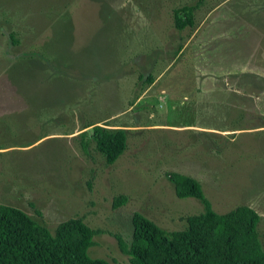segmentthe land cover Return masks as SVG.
Masks as SVG:
<instances>
[{"label": "rangeland", "instance_id": "rangeland-1", "mask_svg": "<svg viewBox=\"0 0 264 264\" xmlns=\"http://www.w3.org/2000/svg\"><path fill=\"white\" fill-rule=\"evenodd\" d=\"M223 1L0 0V205L51 233L80 218L99 231L91 258L130 264L117 239L129 242L133 213L165 231L184 230L187 217L203 213L199 201L176 197L167 175L180 173L201 184L217 214L261 210L264 249V118L255 116L264 98L214 92L210 103L196 91L200 80L233 79L223 88L240 92L247 71L239 66L264 64V38L238 32L222 50L231 64L201 57L196 38L179 52L192 29L173 26L175 9L195 6L200 20ZM217 13L264 26V0H228ZM96 123L128 130L127 149L111 166L94 143L81 148V129ZM119 197L127 201L114 208Z\"/></svg>", "mask_w": 264, "mask_h": 264}, {"label": "trees", "instance_id": "trees-1", "mask_svg": "<svg viewBox=\"0 0 264 264\" xmlns=\"http://www.w3.org/2000/svg\"><path fill=\"white\" fill-rule=\"evenodd\" d=\"M195 10V6L175 9L174 28H192ZM148 81L152 82V78ZM98 124L81 129L80 145L87 152L89 142L94 143L106 165L111 166L127 149L128 130ZM167 178L178 199L193 198L204 211L187 217V226L181 231H165L143 215L133 213L129 242L117 239L130 264H264V249L257 232L260 216L255 210L239 206L217 214L196 179L180 173H171ZM126 201L119 197L113 206L118 208ZM98 233L80 218L62 222L51 233L22 210L0 205V264H110L88 255Z\"/></svg>", "mask_w": 264, "mask_h": 264}, {"label": "crops", "instance_id": "crops-1", "mask_svg": "<svg viewBox=\"0 0 264 264\" xmlns=\"http://www.w3.org/2000/svg\"><path fill=\"white\" fill-rule=\"evenodd\" d=\"M226 1H228V0H225V1H223L217 5H212L208 14L200 20L195 19V13H196V11H198V8H196V10L194 12V26L191 28L192 31L190 32V38L185 43V45H183L182 48H180L181 49L180 52L183 51V49L186 48L190 44V41L193 38H196V40H194V42H193V46L196 47V49L199 50L201 53H204V55H202L201 57H207L208 56V57L212 58V56H213L214 58L215 57L221 58L222 61L227 63L228 61L225 60L224 55L222 54V50L224 48H229L230 47L229 45L233 44L232 38L234 36L238 35V32H242V31L247 29V31H250L253 33L254 32L260 33L259 35L264 38V26H261L259 24H251V23L247 24V21L245 19H243V18L235 19V18H239V17L231 16L228 13H226L224 15L218 14L217 11L223 6V4ZM210 17H212L211 21H210ZM208 19H209V21H208ZM232 19L239 20L240 22L233 23ZM251 53H252V55L255 54L254 51H252ZM228 63L232 64L235 62L231 61ZM261 63H257V65H253V66H250L249 64H246V66H244V67L239 66V68H242V69H240V71H242V72L247 71V72L241 73V74H243L242 80L238 84L239 85L241 84L243 87H242V90H240V92H238V93L237 92L235 93L233 90L226 91L223 88L224 86H227L230 84L232 85V83L234 81L233 79L231 81H225V83L223 82L220 84L217 83L214 79H208V80H203V81L200 80L197 82L198 84L196 83L197 86L199 87V89L196 91L200 94L201 98L203 96H205V94H208L210 96V103L213 102L211 95L214 92L220 93L223 95H225L226 92H228L227 94H229L231 92L229 94V95H231V98H232V96H233V98L236 97V98H240L241 100H243V98H245L246 101H249L251 97H252V99H255V97L262 99V98H264V64L261 65ZM233 68H235V67H233ZM250 70L255 71V73H249V72H251ZM248 74H251V75H248ZM254 74H256V76H257L256 83H253V82L250 83L248 80H246V79H248V77L254 76ZM250 85L258 86L256 93L251 92L249 90ZM218 86L222 87L221 90L214 89ZM260 87H263V89H261ZM233 93L238 94V95H234ZM249 111L248 110H246L244 112L242 111V113L246 116H250L251 111L250 112ZM251 116H253V115H251ZM255 116L263 119L264 118V110L257 111V115H255ZM190 127L191 126H182V128H190ZM115 128H123V127H115ZM261 128H264V126ZM194 130L196 132L201 133V134L205 133V134L219 135L221 133L217 129L212 127L211 125L210 126L194 125ZM229 131L230 132L228 133V135L231 136L229 139L231 141V138L233 137L235 130L233 129V130H229ZM261 199L264 200V195H261ZM250 206L252 207L253 210L256 209L254 206H252V205H250ZM257 211L262 212L261 210H257Z\"/></svg>", "mask_w": 264, "mask_h": 264}]
</instances>
